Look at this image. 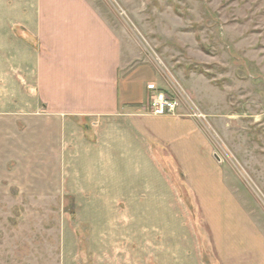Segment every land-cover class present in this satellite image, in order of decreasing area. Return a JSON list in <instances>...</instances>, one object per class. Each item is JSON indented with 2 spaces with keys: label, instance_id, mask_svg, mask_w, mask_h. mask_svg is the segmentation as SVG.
Returning <instances> with one entry per match:
<instances>
[{
  "label": "rangeland",
  "instance_id": "rangeland-1",
  "mask_svg": "<svg viewBox=\"0 0 264 264\" xmlns=\"http://www.w3.org/2000/svg\"><path fill=\"white\" fill-rule=\"evenodd\" d=\"M92 1L112 7V13H105L132 44V66L142 65L132 76L136 99H142L148 79L177 95L176 111L184 110L202 130L201 148L194 149L200 158L195 156L182 171L167 156V190L156 188L154 178L152 187L144 188L137 178L145 176L138 173L132 181H121L120 188L115 184L106 189L103 199L76 196L67 180L62 182L67 189L54 199L46 190L34 199L4 200L0 205V262L264 264V0ZM141 158L134 156L132 163H140ZM149 200H176L184 209L186 204L191 208L187 214L179 207L180 221L170 216L168 223L170 231L181 234L185 252L197 241L200 254L187 252L184 261L167 258L149 263L152 258L161 260V253L151 258L145 252L151 233L143 231L147 223L143 210ZM245 210L254 227L248 221L246 228L236 215ZM244 232L257 235V247L263 252L255 254L249 248L248 253H233L238 235ZM217 236L221 241L229 238L231 244L217 245ZM82 239L90 247L88 253L79 248ZM246 245L237 244L236 249H248ZM231 252L233 257H225Z\"/></svg>",
  "mask_w": 264,
  "mask_h": 264
},
{
  "label": "crops",
  "instance_id": "crops-1",
  "mask_svg": "<svg viewBox=\"0 0 264 264\" xmlns=\"http://www.w3.org/2000/svg\"><path fill=\"white\" fill-rule=\"evenodd\" d=\"M111 9L92 0H0V205L10 198L34 199L46 190L54 199L67 189V180L76 196L103 199L106 189L115 184L120 188L121 181H132L138 173L145 176L137 178L144 188L150 189L155 180L156 188L167 190V156L182 171L195 156L200 158L194 149L201 148L202 130L184 110L150 112L151 97L168 90L148 79L142 99H136L132 76L142 65L132 66V44L110 23L105 12ZM141 151L144 159L132 163ZM83 173L88 175L81 177ZM149 201L143 210V231L151 233L145 252L151 258L161 253V260L149 263L184 261L187 252L200 254L197 241L185 252L181 234L170 231L168 223L170 216L180 221L179 207L187 214L191 208L176 200ZM240 213L236 215L246 228L248 221L254 227L250 213ZM218 237L213 241L217 245L231 244L229 238ZM247 238L251 245H246ZM259 241L244 232L233 253H248L249 248L263 252ZM79 244L81 252L90 251L83 239ZM237 244L248 249H236ZM225 257H233L232 252Z\"/></svg>",
  "mask_w": 264,
  "mask_h": 264
},
{
  "label": "built area",
  "instance_id": "built-area-1",
  "mask_svg": "<svg viewBox=\"0 0 264 264\" xmlns=\"http://www.w3.org/2000/svg\"><path fill=\"white\" fill-rule=\"evenodd\" d=\"M179 104L180 102L177 95L172 96V94L161 90L151 97L148 107L152 114L163 115L173 114L179 107ZM193 111L196 112L195 110ZM195 115H197V113H195Z\"/></svg>",
  "mask_w": 264,
  "mask_h": 264
}]
</instances>
